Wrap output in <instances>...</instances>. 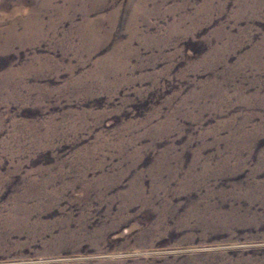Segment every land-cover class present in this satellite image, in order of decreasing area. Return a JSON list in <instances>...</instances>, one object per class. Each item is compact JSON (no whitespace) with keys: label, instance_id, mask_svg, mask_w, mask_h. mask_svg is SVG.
<instances>
[{"label":"rangeland","instance_id":"1","mask_svg":"<svg viewBox=\"0 0 264 264\" xmlns=\"http://www.w3.org/2000/svg\"><path fill=\"white\" fill-rule=\"evenodd\" d=\"M0 12V264H264V0Z\"/></svg>","mask_w":264,"mask_h":264},{"label":"clouds","instance_id":"2","mask_svg":"<svg viewBox=\"0 0 264 264\" xmlns=\"http://www.w3.org/2000/svg\"><path fill=\"white\" fill-rule=\"evenodd\" d=\"M26 15L27 13L24 12V13H21L20 11H17L16 15L17 16H20V15ZM8 19V14L7 13H4V12H0V22H3V20H6Z\"/></svg>","mask_w":264,"mask_h":264}]
</instances>
